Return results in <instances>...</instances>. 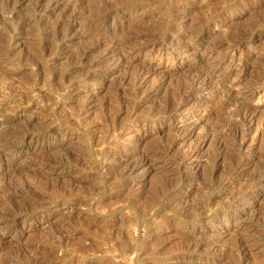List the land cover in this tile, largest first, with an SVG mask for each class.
Here are the masks:
<instances>
[{
  "label": "rangeland",
  "instance_id": "obj_1",
  "mask_svg": "<svg viewBox=\"0 0 264 264\" xmlns=\"http://www.w3.org/2000/svg\"><path fill=\"white\" fill-rule=\"evenodd\" d=\"M9 1L4 264H264V0Z\"/></svg>",
  "mask_w": 264,
  "mask_h": 264
},
{
  "label": "bare ground",
  "instance_id": "obj_2",
  "mask_svg": "<svg viewBox=\"0 0 264 264\" xmlns=\"http://www.w3.org/2000/svg\"><path fill=\"white\" fill-rule=\"evenodd\" d=\"M10 4H11V2H10L9 0H6V2H5V6H4L3 10L8 9ZM105 20H106V16H105V17H101V16H100V17H97L95 21H96V22H98V21H100V22H104ZM236 46H238V44H236ZM238 109H240V108H238ZM240 111H241V110H240ZM239 114H240V113H239ZM132 119H133V118H132ZM135 119H136V118H135ZM135 119H133V120H135ZM129 120H130V119H129ZM243 120H244V119H243ZM231 121H232V120H231ZM233 121H234V120H233ZM237 122H238V121H234V122H233V126H235L236 128L239 127V125H240V124L237 123ZM239 129H240V128H239ZM49 131H50V130H49ZM234 137H235V136H234ZM220 138H221L220 141L218 140V141H219V142H218V144H219V148L217 147L218 149H220V150L222 149V150H223V148H228V147H230V146H232V145L234 146L235 140H234L232 137H225V138L220 137ZM203 142H204V141H203ZM237 142H238V141H237ZM216 146H218V145H216ZM230 148H231V147H230ZM156 149H157V148H156ZM150 150H151V149H150ZM218 151H219V150H218ZM225 151H226V150H225ZM12 152H17V149H14V146H13V145H10V144H6V145L2 144V145H1V144H0V158H4V157H7V156H10L9 153H12ZM153 152H154V151H153ZM153 152H151V153H153ZM218 153H219V155H220V152H218ZM222 153H223V152H222ZM153 154H154V153H153ZM153 154H152V155H153ZM149 157H150L149 155H146L145 160H147ZM7 158H8V157H7ZM237 164H238V163H237ZM237 164H235V165H237ZM134 165H135V164H134ZM134 165H133V166H134ZM233 165H234V164H233ZM262 165H263V164H262ZM135 166H136V165H135ZM230 166H232V165H230ZM131 167H132V166H131ZM235 168H236V166H235ZM240 168H241V167H240ZM129 169H130V168H129ZM231 169H232V168H231ZM261 169H262V166H261ZM131 170H134V168H131ZM131 170H130V171H131ZM235 170H236V169H235ZM237 170H238V169H237ZM203 171H204V170H203ZM230 171H231V170H230ZM232 171H234V169H233ZM260 171H261V172L259 173L258 178L261 179V178H264V168H263L262 170H260ZM204 174H207V173H205V171H204ZM204 174H203V176H204V178H205V175H204ZM249 178H250V177H249ZM249 178H248V179H249ZM253 178H254V177H253ZM168 179H169V178H168ZM254 179H255V178H254ZM260 179H259V180H260ZM207 180H209V179H207ZM205 181H206V180H204V182H205ZM246 181H247V180H246ZM249 181H253V180L250 179ZM257 181H258V180H257ZM165 182H166L165 184H164V182H162L163 184H162V186H161V188H160L161 191L163 192V194H166V193H164V192H166V191L168 190V188H170V187H168L169 185L172 186V184H171L169 181H168V182H169L170 184L167 183V178L165 179ZM173 182H174V181H173ZM207 182H208V181H206L205 183H207ZM210 182H211V181H209L208 183H210ZM212 182H213V181H212ZM255 182H256V181H255ZM122 183H123V182H122ZM122 183H120V184H122ZM205 183L203 184L204 186H205ZM248 183H249V182H248ZM252 183H253V182H251V184H252ZM123 184H124V183H123ZM168 184H169V185H168ZM212 184H214V182H213ZM212 184H211V183L209 184V186L211 187V190H213V189H212ZM124 185L126 186V184H124ZM207 185H208V184H207ZM221 185H222V184H220V186H221ZM209 186H208V187H209ZM216 186H219V185L216 184ZM216 186L214 185V189H215ZM247 186H248V185H247ZM206 187H207V186H206ZM206 187H204V188L206 189ZM210 187H209V189H210ZM247 188H248V187H247ZM209 189H207V190L209 191ZM207 190L205 191L206 193L208 192ZM211 190H210V191H211ZM245 190H246V189H245ZM161 191H160V192H161ZM169 191H170V189H169ZM167 192H168V191H167ZM205 192H204V193H205ZM204 193H203V194H204ZM206 193H205V194H206ZM213 193H214V192H213ZM210 194H211V193H210ZM161 195H162V194H161ZM169 195H170V194H166V195H164V196H165V198H166V197H169ZM207 195H208V194H206L205 196H207ZM211 195H213V194H211ZM162 197H163V196H162ZM203 198H204V197H203ZM207 198H209V197H207ZM207 198H206V199H207ZM207 201L210 202V200H207ZM212 201H213V200H211V202H212ZM208 202L206 203V205L204 204V207H205V206L208 207V206L210 205ZM211 202H210V203H211ZM207 210H208V208H207ZM59 230H60V228H59ZM61 231L63 232V231H66V230H63V229H62ZM58 232H60V231H58ZM62 232H61V233H62ZM63 234H64V232H63ZM58 235H59V234H58ZM60 235H61V234H60ZM60 235H59V236H60ZM64 235H66V234H64ZM64 235H61V236L64 237ZM61 236H60V237H61ZM68 236H69V235H68ZM66 239H67V238H66ZM238 246H239V245H238ZM71 253H72V252H71ZM71 253H70V255H71ZM73 253H74V252H73ZM75 253H76V252H75ZM78 253H79V251H78ZM78 253H77V254H78ZM82 253H83V252H82ZM82 253H81V254H82ZM2 254H3V253H2ZM77 254H75V255H77ZM83 254H84V253H83ZM64 255H65V254H64ZM68 255H69V254H68ZM79 255H80V253H79ZM84 255H85V254H84ZM0 256H2L1 253H0ZM72 256H73V255H72ZM72 256H69L68 258H71ZM82 256H83V255H82ZM82 256H81V257H82ZM6 257H7V256H6ZM73 257H74V256H73ZM73 257H72V258H73ZM65 259H67V258H65ZM6 260H7V259H6ZM6 260L0 258V264H4V262H5ZM68 260H69V259H68ZM68 260H67V261H68ZM70 260H71V259H70Z\"/></svg>",
  "mask_w": 264,
  "mask_h": 264
}]
</instances>
